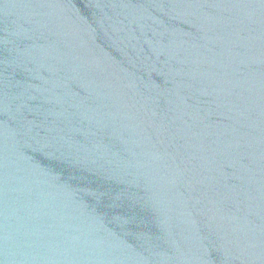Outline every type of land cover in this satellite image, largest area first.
<instances>
[{"label":"water","instance_id":"95a60500","mask_svg":"<svg viewBox=\"0 0 264 264\" xmlns=\"http://www.w3.org/2000/svg\"><path fill=\"white\" fill-rule=\"evenodd\" d=\"M0 264H264V0H0Z\"/></svg>","mask_w":264,"mask_h":264}]
</instances>
